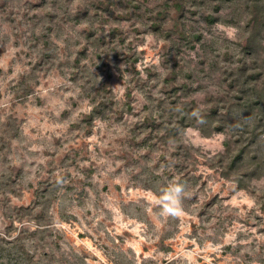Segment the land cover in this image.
<instances>
[{
    "label": "rangeland",
    "instance_id": "obj_1",
    "mask_svg": "<svg viewBox=\"0 0 264 264\" xmlns=\"http://www.w3.org/2000/svg\"><path fill=\"white\" fill-rule=\"evenodd\" d=\"M0 264H264V0H0Z\"/></svg>",
    "mask_w": 264,
    "mask_h": 264
},
{
    "label": "clouds",
    "instance_id": "obj_2",
    "mask_svg": "<svg viewBox=\"0 0 264 264\" xmlns=\"http://www.w3.org/2000/svg\"><path fill=\"white\" fill-rule=\"evenodd\" d=\"M192 116L196 117L199 123L204 122L199 111H194ZM187 195H189L187 185L176 180L164 187L160 195H154L151 202L161 210L164 216L175 218L182 214L183 201Z\"/></svg>",
    "mask_w": 264,
    "mask_h": 264
}]
</instances>
